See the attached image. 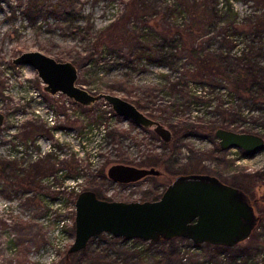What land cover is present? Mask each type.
Segmentation results:
<instances>
[{
  "label": "rangeland",
  "instance_id": "1",
  "mask_svg": "<svg viewBox=\"0 0 264 264\" xmlns=\"http://www.w3.org/2000/svg\"><path fill=\"white\" fill-rule=\"evenodd\" d=\"M130 1L0 0V112L4 114L0 161L14 160L21 169L30 164L32 170L26 218L31 234L25 244L22 242V248L26 247L22 254L17 252L19 247L9 229L15 220L16 224L24 220L23 209L18 207L25 199L18 186L20 177L13 179L11 186L9 177L0 176V264H36L40 249L48 255L38 264H64L74 240L73 200L83 189L110 200H149L160 196L176 175L197 172L214 175L252 199L264 192V148L252 154L238 148L220 149L214 133L209 134L205 127L186 133L179 130L185 122L220 121L221 107L240 111L243 120L231 123L233 128L264 137V100L255 103L231 94L225 85L202 87L192 80L176 90L173 84L182 83L191 65L171 57L179 51L178 36L172 40L171 35L149 26L153 19L165 16V7H177L179 0H142L152 10L130 17L113 37L109 25L129 9ZM215 2L221 10L219 27L264 13V0ZM157 5L161 9L156 14ZM184 16L179 12L177 21ZM138 36L146 41H139ZM238 36L240 46L243 37ZM221 37L215 31L205 34L210 48H217ZM99 38L104 42L99 43ZM133 47L140 54L133 55ZM30 50L74 63L78 84L90 91L112 89L110 93L123 98L140 99L143 112L168 128L171 140L164 142L152 128L117 115L104 100L82 106L62 93L49 94L34 68L12 62ZM231 53L238 55L236 50ZM259 63L264 66V57ZM194 90L207 92L209 103H188L186 91ZM117 163L154 167L161 173L118 183L106 175ZM44 168L51 171L42 173ZM255 206L262 217L252 236L230 249L193 245L183 238L158 244L101 233L81 251L69 254V261L230 264L236 257L234 264H264V201Z\"/></svg>",
  "mask_w": 264,
  "mask_h": 264
},
{
  "label": "water",
  "instance_id": "2",
  "mask_svg": "<svg viewBox=\"0 0 264 264\" xmlns=\"http://www.w3.org/2000/svg\"><path fill=\"white\" fill-rule=\"evenodd\" d=\"M264 5V3H263ZM14 64L34 68L51 95L64 94L82 106L104 100L113 111L134 123L152 128L164 142L171 132L134 103L110 92H94L77 82L78 72L71 61H58L38 50L24 51L12 59ZM4 114L0 112V126ZM214 136L220 149L238 148L256 153L264 148V137L257 133L230 128H216ZM154 167L112 164L106 175L112 181L129 183L147 175H158ZM74 240L69 254L84 249L92 237L107 233L124 239L156 242L183 238L194 244L233 247L250 237L261 216L255 212L249 196L240 188L207 173L176 175L161 195L153 200H110L83 189L73 200Z\"/></svg>",
  "mask_w": 264,
  "mask_h": 264
},
{
  "label": "trees",
  "instance_id": "3",
  "mask_svg": "<svg viewBox=\"0 0 264 264\" xmlns=\"http://www.w3.org/2000/svg\"><path fill=\"white\" fill-rule=\"evenodd\" d=\"M157 6L158 9H155L153 13H160L161 6ZM152 8L151 6L149 9V5H146L142 0H131L129 2V9L117 21L109 25L113 37L119 33L118 30H121V25L123 26L130 17L139 16L143 11H151ZM164 10H166L163 13L165 16L153 19L149 27H154L160 34H165V36L171 35L172 40L173 36H178L179 51L177 53H171V57L173 60L174 58L175 60L184 59L185 62L191 65L190 71L188 70L186 72L185 79L182 83L175 82L173 84L176 90L180 91V89H177L179 85L187 87L190 80H192L202 87L225 85L228 89L227 91L231 94L240 98L250 99L255 103L262 99L264 100V66L259 63V59L264 57V13L258 16L255 15L253 18H248L242 23H236L235 20H231L229 24L227 23V25L219 27L221 10L217 8V2L215 0H179L177 7L172 6L170 8L167 6ZM179 12L185 15L184 19L180 22L177 21V14ZM212 31H215L217 34H222L217 48H210V41L205 39V34ZM238 35L243 37L240 46H237L239 42H236V38L239 37ZM138 40L142 41L145 39L138 36ZM98 42L102 43L104 40L99 38ZM137 48L139 50L142 49L140 47ZM135 49L133 47L132 54H140V52L137 53L138 51L135 52ZM232 50H236L238 55L232 54ZM106 92H112V89L106 90ZM186 94L188 95V103H209L210 101L207 98L208 93L205 91H186ZM127 100L134 103L137 108L143 111L144 108L140 99ZM219 101L221 104L222 101L220 99ZM219 109L221 110L218 113L222 115L220 121L206 124L185 122L184 126L179 130H183L186 133L188 130L195 131L196 129L205 127L209 134H213L215 129L219 127L236 130L237 128H233L231 123L238 119L243 120L240 111L218 107ZM67 168L72 170L71 167ZM44 170L45 168L41 169V172L48 173L51 171L45 172ZM69 177L77 178L75 175H69ZM158 197L149 200L157 199ZM173 239H161L156 242L151 241V243L164 244ZM203 244L212 248H232L207 243ZM236 260L237 258L234 257L230 264H234ZM159 263L160 261L156 262V264ZM181 264L195 263L191 261L190 263L181 262ZM197 264H200V262Z\"/></svg>",
  "mask_w": 264,
  "mask_h": 264
},
{
  "label": "flooded vegetation",
  "instance_id": "4",
  "mask_svg": "<svg viewBox=\"0 0 264 264\" xmlns=\"http://www.w3.org/2000/svg\"><path fill=\"white\" fill-rule=\"evenodd\" d=\"M138 167H145V166H138ZM6 171H7V173H6ZM195 173H197V172H195ZM0 176L1 177H9V179H11V184H10L11 186L13 185L12 180L16 179L17 176L20 177V179L18 180V186H19L21 192L24 194L25 199H24L23 204L19 203L18 207H20V208L22 207V209H23L24 220L18 222L17 224H16V220H15L14 223H12L10 225L9 229L11 230V234L13 235L14 241H16V244L19 247L17 252L19 254H22V253L26 252V247L24 246L22 248V242L25 244L26 240H29L28 238H30V234H31V232H30L31 231L30 221L27 220L26 218L28 216V212L30 210V203H31V199H30L31 198L30 197L31 196V186L30 185L32 183V170H31L30 164L27 167H24L23 169H21V168H19V166H17V162H15L14 160L13 161L4 160L3 162L0 161ZM35 176H37V173H35ZM145 177H143V178H145ZM143 178H141V179H143ZM13 191L14 190H12L10 192H13ZM11 197L13 198L14 196H11ZM259 200L264 201V192L263 191H261V194L259 195L258 198H254V199L250 198V201H251V203L255 209V212H257L255 203ZM9 208L10 207H8V209ZM257 214H259V212H257ZM261 217H262V215H261ZM40 235H43V233H40ZM39 244H40V246L43 245L40 241H39ZM46 255H48L47 252H44L43 250L41 251V249H40V254L35 259V261H36L35 263L38 264L39 261L40 262L43 261V258L41 259V257L46 256Z\"/></svg>",
  "mask_w": 264,
  "mask_h": 264
},
{
  "label": "built area",
  "instance_id": "5",
  "mask_svg": "<svg viewBox=\"0 0 264 264\" xmlns=\"http://www.w3.org/2000/svg\"><path fill=\"white\" fill-rule=\"evenodd\" d=\"M193 245H196V244H193ZM259 264V263H258Z\"/></svg>",
  "mask_w": 264,
  "mask_h": 264
}]
</instances>
